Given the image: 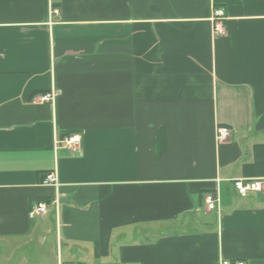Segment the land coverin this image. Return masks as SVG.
<instances>
[{
    "label": "crops",
    "instance_id": "obj_1",
    "mask_svg": "<svg viewBox=\"0 0 264 264\" xmlns=\"http://www.w3.org/2000/svg\"><path fill=\"white\" fill-rule=\"evenodd\" d=\"M236 179L264 180V0H0V264H264Z\"/></svg>",
    "mask_w": 264,
    "mask_h": 264
},
{
    "label": "built area",
    "instance_id": "obj_2",
    "mask_svg": "<svg viewBox=\"0 0 264 264\" xmlns=\"http://www.w3.org/2000/svg\"><path fill=\"white\" fill-rule=\"evenodd\" d=\"M56 13L57 11H53ZM224 19H225V12L224 10L218 8L214 10V32L219 34H224ZM58 96L57 92H52L51 94L40 96L35 103H52L55 101L56 97ZM231 138V132L227 128H218L217 130V141L220 144H224L229 141ZM82 143L81 136H69L66 137L62 142H56V145L64 144L66 148L69 150H79ZM234 187L236 188L237 192L241 196H246L249 193H263L264 192V180H253V179H236L234 180ZM45 184L53 185L58 187V178L55 173L49 174ZM207 209L210 211L217 210L218 208V198L209 195L206 197L205 200ZM47 212V205L45 203H38L30 213L32 218H35L37 215H45ZM223 264H247L244 261H236V262H229L225 261Z\"/></svg>",
    "mask_w": 264,
    "mask_h": 264
},
{
    "label": "rangeland",
    "instance_id": "obj_3",
    "mask_svg": "<svg viewBox=\"0 0 264 264\" xmlns=\"http://www.w3.org/2000/svg\"><path fill=\"white\" fill-rule=\"evenodd\" d=\"M18 255H19V253L16 254V257H17ZM5 258H6V255H5V254H4L3 256L0 257V259H1L2 261L5 260Z\"/></svg>",
    "mask_w": 264,
    "mask_h": 264
}]
</instances>
